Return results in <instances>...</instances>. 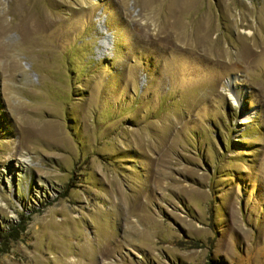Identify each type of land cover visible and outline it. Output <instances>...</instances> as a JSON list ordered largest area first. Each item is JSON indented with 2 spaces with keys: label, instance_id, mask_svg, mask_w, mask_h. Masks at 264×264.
<instances>
[{
  "label": "rangeland",
  "instance_id": "obj_1",
  "mask_svg": "<svg viewBox=\"0 0 264 264\" xmlns=\"http://www.w3.org/2000/svg\"><path fill=\"white\" fill-rule=\"evenodd\" d=\"M0 264H264V0H0Z\"/></svg>",
  "mask_w": 264,
  "mask_h": 264
},
{
  "label": "bare ground",
  "instance_id": "obj_2",
  "mask_svg": "<svg viewBox=\"0 0 264 264\" xmlns=\"http://www.w3.org/2000/svg\"><path fill=\"white\" fill-rule=\"evenodd\" d=\"M22 29L24 30L23 32H25V34L27 35V33L29 32V29L32 30V27L24 26ZM229 82H230L229 86L234 88L232 90L231 100L233 101V103H239L240 99L245 96V92L243 89H241V87L239 85L233 83L232 80H230Z\"/></svg>",
  "mask_w": 264,
  "mask_h": 264
}]
</instances>
